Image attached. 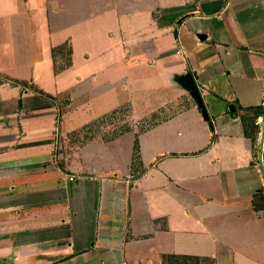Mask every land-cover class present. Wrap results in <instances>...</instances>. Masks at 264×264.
Segmentation results:
<instances>
[{
	"label": "crops",
	"instance_id": "crops-1",
	"mask_svg": "<svg viewBox=\"0 0 264 264\" xmlns=\"http://www.w3.org/2000/svg\"><path fill=\"white\" fill-rule=\"evenodd\" d=\"M8 1L28 16L27 8L35 10L37 4L0 0V143L39 145L44 153L0 157V233L5 236H0V259L9 264H165L162 254L169 253L210 257L212 264H264V115L256 121V142L243 126L246 108L264 104V0H46L51 31L46 26L41 36H50L51 47L69 42L74 59L73 26L92 22L93 30L104 32L95 35L96 42L114 39L100 46L105 67L125 55L133 58L124 50L130 34L161 47L173 35L179 38L182 29L195 34L187 65L173 70L164 85L171 87L172 81L176 87L143 115L162 119L139 133L137 168L132 167L135 138L128 133L109 144L94 140L87 148L90 156L84 151L74 165L52 162L48 151L57 145V134L78 129L64 123L80 108L78 97L71 98L72 110L66 112L59 108L65 89L46 91L52 96L47 97L22 89L25 84L16 86L6 33L10 24L4 19ZM52 48L44 63L57 82L72 73L74 62L55 73ZM149 56L146 64L156 65L158 54ZM187 71L196 78L208 119L184 86ZM99 72L95 69L93 76ZM124 79L96 83L86 74L79 79L78 96L86 91L96 96ZM125 102L130 100L112 109ZM43 130L48 135L25 143L27 134ZM97 146L105 147L104 158Z\"/></svg>",
	"mask_w": 264,
	"mask_h": 264
},
{
	"label": "rangeland",
	"instance_id": "rangeland-1",
	"mask_svg": "<svg viewBox=\"0 0 264 264\" xmlns=\"http://www.w3.org/2000/svg\"><path fill=\"white\" fill-rule=\"evenodd\" d=\"M47 2L46 0H37V4L33 5V7H36L35 10L32 9V6L27 8V14H30V20L28 15L20 14L15 11L14 1H8V9L6 10L8 16H5L4 19L7 21V25L10 24L8 25L10 28L6 30V33L8 34L9 42L8 50L14 67V74H12V76L15 77V81L19 82V84L15 83L16 86L25 84L22 86V89L26 86L28 89L32 90L33 85H36L38 88L41 85V90L44 92H49L50 90L54 91L55 88L58 89V91L61 88L65 89V91L62 92L63 97L59 101V108L66 112L67 110H72V106L68 104L71 103V98L75 99L78 97L75 104L80 105V108L70 113L69 117L65 118L64 122L68 129H78L68 133L65 131L66 133L57 134V145L48 151L49 156L52 157V162L55 164L63 162L65 165H74L73 162L78 161V159L82 160L84 151L86 157L90 156L87 152V148L94 140H101L104 141L105 144H109V142L119 140L128 133L135 138V144L132 150V167L134 168L135 166L136 168L139 166L138 162L142 159L138 137L139 133L151 127L153 121L162 119V117L154 118L153 115L147 117L143 115L154 110V108L158 106L159 101L166 95H169L168 93H172V89L174 86L176 87L175 83L172 81L170 83L171 87H166L164 85L171 77L173 70L187 65V57L190 58L192 53L191 50L196 48L194 41L195 34L189 32L187 29H182L179 31V38L173 35V39H171L169 43H166L164 47H161L163 45L158 44L157 41H152L150 43L146 42V44L137 42V38L134 36L131 37L130 34L128 36V45L124 47V50H126V54L127 52H133V58H126L125 55V59H122L118 63L112 62L110 66L105 67L106 57L99 55L101 50L100 46L110 43L114 39L104 36L99 43L96 42L95 35L97 36L100 35V33H104L99 32L101 27L97 28L96 30L98 31H96L93 30L94 26L92 22H81L82 24L80 23L73 26L71 33L74 37L73 42H71V38H68V41L74 45L73 49L75 52L74 59L73 56L71 59V63L73 64L74 62L72 73H67L56 82L47 68V63H44L47 62V52L50 54V50L53 47H51L52 42L48 34L45 37L44 35L43 37L41 36V32L43 34V30L46 26L47 29L51 31L49 21L46 17V10L48 9ZM61 22L66 23L64 20H61ZM122 39L125 41L126 36H124V38L122 36L120 40ZM181 46L185 47V51L180 50L183 49ZM163 48L168 51L165 55L158 53L161 52ZM178 50L179 52H177ZM153 53L158 54V62L156 65L149 66L146 64V62H149L146 59ZM10 57L7 58V61ZM166 61L169 63L167 65L163 64ZM3 62L4 64L7 63L2 58L1 63ZM95 69H99L100 71L99 74L95 76L98 77V80L93 76ZM59 72L55 71V73ZM86 74L90 75V79L96 83H100L108 78L111 80L120 79L122 77L128 79H124L121 84L112 89L109 88L101 93H97L96 96L94 93L89 95L88 91L78 96V90L83 88L79 79L83 78ZM19 77L27 79L23 80ZM173 78L174 76H172V79ZM71 84L73 85L71 86ZM93 89L101 88L99 85L97 88ZM62 93L60 92L59 95L62 96ZM88 96L90 97L88 98ZM68 98L70 99L66 101ZM79 98H81V100H78ZM126 100H130V102H125L126 105L123 104L121 107L112 109V107L117 106L118 102L120 103ZM106 111L109 112L104 114ZM100 113L103 114L99 115ZM96 114L99 116L95 117ZM131 131L134 132L132 133ZM40 135H48V132L43 130L41 133L32 132V135L27 134L25 143L30 142L29 139L35 140L34 138ZM54 140L56 141V139ZM11 143L12 142L0 143L1 158L10 159L16 158L19 155L23 157L25 154L28 156L44 153L39 145H34L33 147L22 146V148H20L16 146V143ZM136 143L138 144V150L135 147ZM6 147L10 148L5 149ZM104 148L103 146H97L94 150H96V153L100 154V157L104 158ZM103 161L106 167L109 166V162ZM138 171L141 172V170H137V172ZM64 206L67 207L66 204ZM2 217L7 218L9 216L3 214ZM67 217L69 216L67 215ZM54 221L62 223L61 219H56ZM68 222L71 223L72 221L68 220ZM0 232H2V230H0ZM0 236L5 237L2 233H0ZM0 261L1 264H9L8 259H0Z\"/></svg>",
	"mask_w": 264,
	"mask_h": 264
},
{
	"label": "trees",
	"instance_id": "trees-1",
	"mask_svg": "<svg viewBox=\"0 0 264 264\" xmlns=\"http://www.w3.org/2000/svg\"><path fill=\"white\" fill-rule=\"evenodd\" d=\"M52 54L54 58L55 70L57 72L70 66L72 48L69 42H65L59 46L53 47ZM32 89L34 92H39L47 97H52L47 92H44L40 88L36 87V85H33ZM246 111L247 114L243 117V126L245 134L250 137L254 142H256L260 128V125L256 121L259 116L264 115V104L250 106L246 108ZM135 147L138 150L137 143ZM60 165L63 167V162H61ZM162 259L165 264H212L214 261L210 257H197L169 253L162 254Z\"/></svg>",
	"mask_w": 264,
	"mask_h": 264
},
{
	"label": "water",
	"instance_id": "water-1",
	"mask_svg": "<svg viewBox=\"0 0 264 264\" xmlns=\"http://www.w3.org/2000/svg\"><path fill=\"white\" fill-rule=\"evenodd\" d=\"M183 80H184V86L185 88L190 92V94L192 95V97L194 99H196L198 106L200 107L203 116L208 119L209 118V114H208V110L206 108L204 99H203V95L202 92L196 82V78L193 75V73L191 71H187L185 73L182 74ZM231 109L234 110L235 107L231 106ZM263 149H264V122H263V126H262V131H261V140H260V158L262 160L263 157ZM263 165V170H264V164L262 162Z\"/></svg>",
	"mask_w": 264,
	"mask_h": 264
},
{
	"label": "flooded vegetation",
	"instance_id": "flooded-vegetation-1",
	"mask_svg": "<svg viewBox=\"0 0 264 264\" xmlns=\"http://www.w3.org/2000/svg\"><path fill=\"white\" fill-rule=\"evenodd\" d=\"M0 264H1V261H0Z\"/></svg>",
	"mask_w": 264,
	"mask_h": 264
},
{
	"label": "built area",
	"instance_id": "built-area-1",
	"mask_svg": "<svg viewBox=\"0 0 264 264\" xmlns=\"http://www.w3.org/2000/svg\"><path fill=\"white\" fill-rule=\"evenodd\" d=\"M72 178V177H71Z\"/></svg>",
	"mask_w": 264,
	"mask_h": 264
}]
</instances>
